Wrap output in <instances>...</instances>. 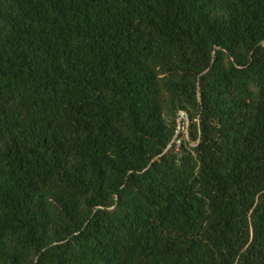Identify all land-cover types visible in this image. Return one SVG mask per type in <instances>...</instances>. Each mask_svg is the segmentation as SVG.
I'll return each mask as SVG.
<instances>
[{
	"label": "trees",
	"instance_id": "16d2710c",
	"mask_svg": "<svg viewBox=\"0 0 264 264\" xmlns=\"http://www.w3.org/2000/svg\"><path fill=\"white\" fill-rule=\"evenodd\" d=\"M0 264H264V0H0Z\"/></svg>",
	"mask_w": 264,
	"mask_h": 264
},
{
	"label": "built area",
	"instance_id": "2783aa9c",
	"mask_svg": "<svg viewBox=\"0 0 264 264\" xmlns=\"http://www.w3.org/2000/svg\"><path fill=\"white\" fill-rule=\"evenodd\" d=\"M187 125H188V120L187 116L184 112H181L179 115V124H178V129H177V135L175 136L174 142L176 146H179L181 143L182 138L178 136V134L183 133L187 134Z\"/></svg>",
	"mask_w": 264,
	"mask_h": 264
}]
</instances>
